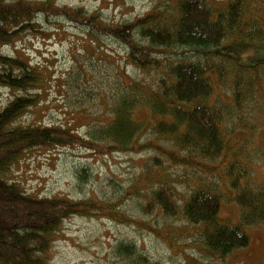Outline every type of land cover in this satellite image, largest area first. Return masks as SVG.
I'll return each mask as SVG.
<instances>
[{"label":"trees","instance_id":"trees-1","mask_svg":"<svg viewBox=\"0 0 264 264\" xmlns=\"http://www.w3.org/2000/svg\"><path fill=\"white\" fill-rule=\"evenodd\" d=\"M6 1L0 0V37L4 35L5 39L33 24L30 15L41 13L47 6L23 0L15 4ZM257 2L262 4L261 0H227L217 6L207 0H165L141 19L106 28L96 24L106 30L105 34L112 37L117 34L128 49L133 67L144 72H158L162 68L168 80L161 77L155 88L149 84L144 88L133 85L140 91V97L132 92L119 99L109 123L90 134V140L107 143L113 152H127L136 147L155 152L157 155L145 159L141 166L144 175L139 181H147L146 187L153 186V191L144 193L149 200L144 198L147 202L142 206V214L150 216L155 209L161 215H181L192 229L190 238L210 257L224 258L234 250L247 247L249 237L242 226H264V184L251 185L247 181L251 170L247 164L233 154L218 166L211 165L225 149L227 135L221 129L225 124L224 113H229L234 103L240 107V91L249 87V96L254 79L264 69V61L250 66L239 63L240 51L247 47L264 48V25L259 26L250 16L264 20L257 6L254 11L249 8L250 3ZM90 19L89 16L84 21L91 22ZM136 37L144 43L137 42ZM175 49L189 50L192 56L187 59L177 56ZM169 52L178 58L161 64L159 53ZM222 75L233 77V92L220 90L216 98L214 86L226 87ZM219 76L222 78L216 83L211 80ZM0 85L21 92L0 110V264H54L51 246L68 216L96 212L108 220L141 228L142 220L128 221L118 207L115 211L111 209L109 201L34 197L9 178L27 152L37 147H59L68 141L64 129L15 124L36 101L37 94L28 92L42 85L38 69L17 58L0 55ZM230 95L232 99L228 98ZM140 107L149 111L147 127L134 118V110ZM148 134L152 141L143 140ZM175 166L194 173V186L183 199L172 186L180 181L172 177L171 169ZM153 168L157 176L149 181L148 174ZM214 169L217 173H212ZM215 176L217 180L212 182L210 177ZM136 186L137 179L129 187L132 195L138 193ZM226 187L231 194L223 192L227 202L239 208L238 226L220 223L218 214L224 198L220 193ZM115 246L125 264H148L134 242H119Z\"/></svg>","mask_w":264,"mask_h":264},{"label":"rangeland","instance_id":"rangeland-1","mask_svg":"<svg viewBox=\"0 0 264 264\" xmlns=\"http://www.w3.org/2000/svg\"><path fill=\"white\" fill-rule=\"evenodd\" d=\"M16 1L6 2L15 4ZM23 1L47 6L35 16L32 13L30 20L33 24L29 23L14 37H0V55L17 58L38 69L42 85L37 86L38 89H30L29 94H37L36 101L15 124L28 128L64 129L68 144L32 149L16 164L9 178L34 197L109 201L111 209L115 211L118 207L128 221L130 218L142 220L139 228L108 220L96 212L68 216L62 221L52 243L51 262L125 264L118 257L115 245L134 242L148 264H264V226H242L249 237L247 247L234 250L224 258L210 257L200 244L190 238L192 229L181 215H161L155 209L150 216L142 214V206L149 200L144 193H150L153 186L150 184L149 190L147 181H139V177L144 175L141 166L145 159L155 157V152L140 151L137 147L127 152H113L107 148V143L90 140V134L97 133L109 123L123 96L134 92L140 97V91L133 85L144 88L149 84L155 88L157 80L167 78L162 68L158 72H144L133 67L128 59V49L117 34L116 37L105 34L106 30L96 24L106 28L141 19L164 4L165 0ZM222 1L227 0H207L216 6L222 5ZM261 1L262 4L250 3L249 8L254 11L257 6L259 13L264 15V2ZM89 16L91 22L84 21ZM250 16L259 26L264 25V20ZM135 40L144 43L138 37ZM174 52L186 59L192 56L189 50L175 49ZM174 54L159 53L158 60L161 64L166 60H176ZM239 55V63L250 66L264 61V48L247 47ZM222 76L226 87L214 86L216 98L220 90L225 93L232 91L233 77ZM222 76L211 80L216 83ZM248 90L249 87L240 91V107L234 103L230 105L229 113H224L225 124L221 129L227 135L226 145L220 158L211 165L218 166L222 160L238 155L237 159L251 169L247 181L251 185H261L264 184V69L254 79L249 96ZM15 94L20 95L21 92L10 91L0 85V110ZM228 98L232 99V96ZM134 118L143 127L150 125L147 108H136ZM143 140L152 141L149 134ZM242 141H245L243 146ZM150 170L148 180L152 181L157 174L156 169ZM216 171L214 169L212 173ZM171 174L180 180L172 185L178 196L182 199L187 197L194 186V173L175 166ZM136 179L138 193L132 195L129 187ZM214 179L217 177H210L212 182ZM221 191L224 198L218 214L220 223L238 226L239 208L235 203L227 202L226 196L231 195L227 187ZM144 198L147 201L144 202ZM178 203L181 204L182 200ZM150 228L157 232H151Z\"/></svg>","mask_w":264,"mask_h":264}]
</instances>
